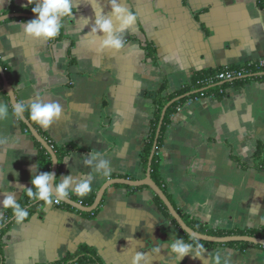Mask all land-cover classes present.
I'll list each match as a JSON object with an SVG mask.
<instances>
[{
	"label": "crops",
	"instance_id": "1",
	"mask_svg": "<svg viewBox=\"0 0 264 264\" xmlns=\"http://www.w3.org/2000/svg\"><path fill=\"white\" fill-rule=\"evenodd\" d=\"M93 2L111 18L109 0H78L73 19L63 20L62 35L53 40L26 37L20 23L32 19L0 22V66L16 102L39 98L62 105L61 118L48 129L26 118L52 150L69 149L57 178L90 171L83 161L91 150L111 162V175L95 179L91 192L67 197L81 205L95 199L111 179L145 177L141 153L162 85L166 93L176 92L196 73L255 67L264 57L260 0H117L137 15L125 33L115 31L119 25L112 18V35L125 43L118 52L99 50L104 34L91 35ZM12 7L31 9L27 0H0V17L11 14ZM82 19L88 23L81 31ZM257 19L261 23H253ZM248 77L187 100L172 116L158 151L159 176L175 210L212 231L264 227V169L252 166L257 145L264 141V72L256 69ZM0 103L9 106L8 117L0 120V138L10 137L16 145L7 152L0 146V191H15L19 201L21 188L31 187V170L36 165L40 171L39 150L27 127L13 117L2 79ZM10 209L0 207V218ZM93 211L52 203L41 204L23 222L13 216L0 234V264L73 262L81 246L93 249L102 264H131L141 251L147 256L142 264H174L168 243L183 236L147 187L111 185ZM204 247L200 258L189 254L180 264H212L210 254L218 251L222 264L224 258L229 264H264V246Z\"/></svg>",
	"mask_w": 264,
	"mask_h": 264
},
{
	"label": "clouds",
	"instance_id": "2",
	"mask_svg": "<svg viewBox=\"0 0 264 264\" xmlns=\"http://www.w3.org/2000/svg\"><path fill=\"white\" fill-rule=\"evenodd\" d=\"M27 5L31 6V12L35 18L28 22L20 23L23 34L34 40L48 41L55 39L60 34L63 26L62 19H73L78 0H27ZM92 7L95 19L91 35L95 36L96 33L104 34V38L100 40L99 50L109 49L118 52L123 49L125 47L123 40L119 36L112 35L114 31L112 18L119 25L115 28V31L125 33L137 22V15L129 8L117 3V0H109L111 18H105L100 11H97L94 2ZM87 23V19L81 20V31ZM253 23H261V21L257 19ZM261 25H264V23ZM11 111L13 117L17 119H22L25 112H27L28 118L33 124L38 125L42 129H48L53 122L61 118L63 108L59 102H44L37 98L31 103L20 100L12 105ZM8 114L9 106L5 103H0V120H5ZM0 146L7 152L10 148L14 149L16 145L15 141L10 137H2L0 138ZM66 160L68 158L64 159V161ZM83 163L90 168V171L79 177L67 175L62 179L57 178L54 173L38 171L35 165L31 170V187L27 189L21 188V190L24 191L27 197L34 201H43L45 205H51L54 200L59 202L69 197L70 193L83 197L92 191V183L95 179L98 177L108 178L113 170L110 160L101 151L91 150ZM9 173H13L12 167ZM0 196H3V199L0 200V207L11 208L17 222H23L27 218L28 211L18 203L15 191H0ZM168 249L174 264H180V261L186 255L191 254L193 259H198L207 252L204 245L198 243L195 239L187 242L183 238L170 241ZM158 250V247L152 249L153 252ZM210 255L212 256V264H222V256L219 251ZM146 260L147 256L144 252H136L132 256L131 264H142ZM223 264H229L227 258H224Z\"/></svg>",
	"mask_w": 264,
	"mask_h": 264
},
{
	"label": "trees",
	"instance_id": "3",
	"mask_svg": "<svg viewBox=\"0 0 264 264\" xmlns=\"http://www.w3.org/2000/svg\"><path fill=\"white\" fill-rule=\"evenodd\" d=\"M259 5L261 7H264V0H260ZM9 12L33 14L31 12V9H27V8L12 7L9 9ZM64 19H62V22ZM28 21H30V20H28ZM61 35H62V28H61L60 34L56 38H59ZM229 68L234 69L236 71L242 70L244 77L236 78L232 82L215 81L212 84H208L206 82V80H208L210 77H212L215 73L221 71L222 68H219V69H216L213 71L200 72V73H196L192 77V82L190 85H187V86L183 87L182 89H180L176 92H170V93H166L167 88L165 85H162L160 90L154 96L155 112H154V116H153V119H152L151 124H150V132L147 136V139L144 143V147H143L142 153H141V159H142V164H143L144 170H146V168H147L148 159H149L152 147H153V143H154V139H155V135H156V130H157V127L159 124L161 112H162L163 108L169 102H171L174 99H177L172 104H170L168 106V108L166 109V112H165V115H164V118H163V121H162V124L160 127V133H159V136L157 139L156 149H155L154 155H153L152 160H151V172H150V176H151L152 180L156 183V185L158 187L161 188V190L164 192V194L167 196V198L169 200H170V197L167 195L165 188L163 186V182L159 176L160 157L158 155V151L162 145L163 137H164V134L167 130L168 125L170 124L171 118L177 112V108L183 106V104L187 100L199 98V97L204 96L206 94H210L214 91H217L218 89L225 88L226 86L231 85V84L234 85V84L244 82V81L249 79V77H248L249 75L253 74L254 71H256V68L252 67V66L237 67V68L229 67ZM0 81H1V78H0ZM26 118H28L27 115H26ZM22 126L24 127V129L26 131H28L24 124H22ZM34 143L38 147V150H39V155H38V168H39V170L41 172H50L51 158H50L49 154L45 151V149H43L41 147V145L36 140H34ZM52 147H53L54 153L56 154V157L58 159V164H59L63 155L67 154L69 149H60L59 150L55 146H52ZM252 166L256 167V168L264 169V141L258 143V145H257L256 151L252 157ZM58 173H59V167L57 168V171H56V177L58 176ZM141 188H145V187H141ZM153 200L156 203L157 207L164 214V216L172 222L173 226L175 227V230L181 236H183L184 239L191 242L192 238L187 236L183 231L180 230V228L177 226L175 221L172 219V217L168 213L166 207L161 202V200L155 195H153ZM93 201H94V198L91 197L87 200H83L82 204L89 207L92 205ZM18 203H20L21 207L27 209V211H28L27 218L33 212H35L36 209H38V207L41 204H44L43 201L32 200L31 198L27 197L25 193L23 194L22 198L18 201ZM62 206L65 208H68V209H73L69 205H66L63 203H62ZM94 213H95V211L92 212V214H94ZM179 215L181 216L182 220L186 223L187 226H189L192 230H194L198 233H201V234H206V235H210V236H231V235L243 236V235H249V236H254L256 238L264 239V227L260 230H253V231H242V230L229 231V232L212 231V230L207 229L206 227H204L202 225L196 224L195 222L190 220L185 215H182L180 213H179ZM13 216H14L13 210L10 209L5 213L4 218L3 217L0 218V234L6 228V226H4L6 223V220L12 218ZM197 242L201 243L203 245H212V243H208V242H203V241H197ZM230 244H239L242 246L246 245V243H243V242H236V243L230 242L229 245ZM76 257H77V259L73 262H71L70 259H64V260H62L56 264H102L101 261L99 260V258L96 256L95 251L89 247H86V246H81L79 248ZM0 259H1V252H0Z\"/></svg>",
	"mask_w": 264,
	"mask_h": 264
},
{
	"label": "water",
	"instance_id": "4",
	"mask_svg": "<svg viewBox=\"0 0 264 264\" xmlns=\"http://www.w3.org/2000/svg\"><path fill=\"white\" fill-rule=\"evenodd\" d=\"M8 18H29V19H34L35 17H34V15L27 14V13H11V14H7V15L1 16L0 17V22L3 21V20H6ZM0 76H1V79H2L3 90L7 93L9 101H10V104L12 106L14 103H16V100H15V97H14V92L12 91V88H11L10 84L8 83L6 77H5L4 71H3L1 66H0ZM176 100L177 99H174L171 102H169L163 108V110L161 112V116H160L159 124H158L157 130H156V135H155L153 147H152L149 159H148L146 175H145V177L143 179L137 180V181H131V180H127V179H111V180L107 181L100 188V190L96 194V197H95L92 205L89 206V207H85V206L81 205L78 202L70 200L69 198H65V199L60 200V201L63 204L69 205V206L73 207L74 209H76L78 211L91 212V211L95 210L98 207V205L101 202V199H102V196L104 194V191L106 190V188H108L111 185L122 184V185H127L129 187H142V186H144V187H147L152 192L153 195L157 196L161 200V202L164 204V206L166 207L168 213L170 214L172 219L175 221L177 226L180 228V230L183 231L187 236L191 237L192 239H195L196 241H203V242L215 243V244H226V243H230V242H243V243H249V244H252V245L264 246V239L256 238L254 236H249V235H243V236H240V235L210 236V235L201 234V233H198V232L192 230L182 220L181 216L175 210V208L173 207L172 203L167 198V196L164 194V192L161 190V188L158 187L156 185V183L152 180V178L150 176L151 160H152V157H153L155 149H156L157 139H158V136H159V133H160V127H161V124H162L166 109L168 108V106L170 104H172ZM20 120H21V122L23 124L26 125V127L29 130V132L32 135V137L49 154V156L51 158V169H50V172L54 173L55 176H56V171H57V167H58V159L56 157V154L52 150L51 146L47 143V141H45V139H43L37 133V131L34 129V127L30 124V122L26 119L25 116L22 119H20Z\"/></svg>",
	"mask_w": 264,
	"mask_h": 264
},
{
	"label": "built area",
	"instance_id": "5",
	"mask_svg": "<svg viewBox=\"0 0 264 264\" xmlns=\"http://www.w3.org/2000/svg\"><path fill=\"white\" fill-rule=\"evenodd\" d=\"M255 68L259 71L264 72V57L260 58L257 60V62L254 64ZM244 77L243 71H236L234 69H230L229 67H223L221 71L215 73L212 77H210L206 82L208 84H212L215 81H220V82H232L236 78H242ZM182 107V106H181ZM181 107L177 108V111L181 109ZM53 204L55 206H60L62 205V202L59 201H53Z\"/></svg>",
	"mask_w": 264,
	"mask_h": 264
}]
</instances>
